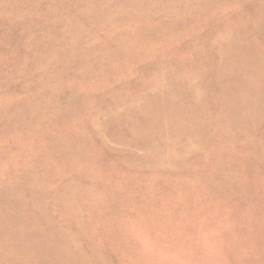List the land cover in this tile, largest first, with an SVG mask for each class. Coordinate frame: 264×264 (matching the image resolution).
Instances as JSON below:
<instances>
[{"label": "rangeland", "instance_id": "1", "mask_svg": "<svg viewBox=\"0 0 264 264\" xmlns=\"http://www.w3.org/2000/svg\"><path fill=\"white\" fill-rule=\"evenodd\" d=\"M0 264H264V0H0Z\"/></svg>", "mask_w": 264, "mask_h": 264}]
</instances>
